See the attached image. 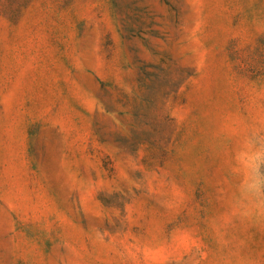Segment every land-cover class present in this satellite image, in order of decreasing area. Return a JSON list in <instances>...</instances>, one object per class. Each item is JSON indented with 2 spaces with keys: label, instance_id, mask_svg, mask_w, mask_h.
I'll list each match as a JSON object with an SVG mask.
<instances>
[{
  "label": "rangeland",
  "instance_id": "1",
  "mask_svg": "<svg viewBox=\"0 0 264 264\" xmlns=\"http://www.w3.org/2000/svg\"><path fill=\"white\" fill-rule=\"evenodd\" d=\"M264 0H0V264H264Z\"/></svg>",
  "mask_w": 264,
  "mask_h": 264
},
{
  "label": "clouds",
  "instance_id": "2",
  "mask_svg": "<svg viewBox=\"0 0 264 264\" xmlns=\"http://www.w3.org/2000/svg\"><path fill=\"white\" fill-rule=\"evenodd\" d=\"M260 165H257L255 176L245 189V196L250 201L264 203V173L260 172Z\"/></svg>",
  "mask_w": 264,
  "mask_h": 264
}]
</instances>
